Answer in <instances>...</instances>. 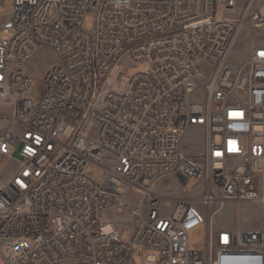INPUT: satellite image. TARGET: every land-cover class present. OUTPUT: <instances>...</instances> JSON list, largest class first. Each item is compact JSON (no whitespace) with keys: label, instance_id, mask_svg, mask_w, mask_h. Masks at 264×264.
<instances>
[{"label":"built area","instance_id":"2783aa9c","mask_svg":"<svg viewBox=\"0 0 264 264\" xmlns=\"http://www.w3.org/2000/svg\"><path fill=\"white\" fill-rule=\"evenodd\" d=\"M6 1L0 264H264V43L229 61L264 0ZM45 47L40 93L13 97L11 71ZM169 175L202 188L170 204L153 189ZM241 202L258 226L215 224ZM115 206L128 233L103 219Z\"/></svg>","mask_w":264,"mask_h":264},{"label":"rangeland","instance_id":"374dc122","mask_svg":"<svg viewBox=\"0 0 264 264\" xmlns=\"http://www.w3.org/2000/svg\"><path fill=\"white\" fill-rule=\"evenodd\" d=\"M10 2V1H9ZM9 2L6 0L0 5V16L10 10ZM264 43V26L251 27L245 26L238 36L234 48L229 56V61L243 63L248 57L251 43ZM55 62V55L49 48H44L37 55L22 63L18 70H12L8 82L10 94L15 98H36L41 91V77L47 67ZM136 71L133 67H126L122 64L114 68L113 75L116 73L132 74ZM187 139L197 142L194 130H190ZM202 188V181L188 182L187 187H182L178 179L172 175L158 178L153 189L162 195L163 200H169L170 204L175 200L190 198ZM131 199H133L131 197ZM170 206V205H169ZM167 206V209L169 208ZM260 207L256 204L247 202L226 203L217 213L215 224L227 228L258 226L261 222ZM105 221L113 220L118 225L119 231L126 233L130 230L131 215L115 207L106 208L103 212ZM133 261L140 262L138 254L133 256Z\"/></svg>","mask_w":264,"mask_h":264},{"label":"bare ground","instance_id":"6f19581e","mask_svg":"<svg viewBox=\"0 0 264 264\" xmlns=\"http://www.w3.org/2000/svg\"><path fill=\"white\" fill-rule=\"evenodd\" d=\"M45 48H49V47H45ZM43 49H44V48H43ZM49 49H51V48H49ZM51 50H52V49H51ZM52 51H53V50H52ZM39 52H40V51H39ZM53 53H54V51H53ZM36 55H37V54H36ZM36 55H35V56H36ZM54 55H55V54H54ZM35 56H34V57H35ZM55 60H56V58H55Z\"/></svg>","mask_w":264,"mask_h":264}]
</instances>
